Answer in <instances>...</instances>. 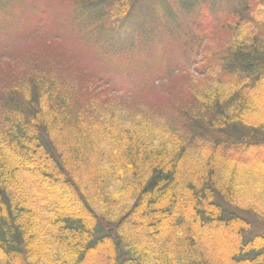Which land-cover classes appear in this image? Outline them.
Here are the masks:
<instances>
[{
  "label": "trees",
  "instance_id": "obj_1",
  "mask_svg": "<svg viewBox=\"0 0 264 264\" xmlns=\"http://www.w3.org/2000/svg\"><path fill=\"white\" fill-rule=\"evenodd\" d=\"M135 3L72 1L85 29L74 39L98 66L65 48L24 65L43 54L41 25L24 32L37 35L35 54L0 51L3 264H54L37 243L59 264H264L260 219L235 208L236 178L257 177L250 152L264 149V24L245 19V0L231 19L199 24L184 64L166 72L178 99L141 101L131 96L166 78L117 86L108 69H130L136 44L111 37L140 29Z\"/></svg>",
  "mask_w": 264,
  "mask_h": 264
},
{
  "label": "rangeland",
  "instance_id": "obj_2",
  "mask_svg": "<svg viewBox=\"0 0 264 264\" xmlns=\"http://www.w3.org/2000/svg\"><path fill=\"white\" fill-rule=\"evenodd\" d=\"M73 1V0H72ZM71 0H0V51L12 52L14 56L20 53L29 52L35 54L38 49L35 36L29 39L24 38L25 33H33L36 26L41 25L40 33L44 36L45 46L43 54L40 56H26L21 60L24 65L28 62L40 61L45 59L44 54L49 51H58L66 49L71 53L83 52L89 61H83L84 64L99 65L96 60L97 52L82 47V44L75 40L74 37L78 32H84V25L80 19L74 18V8ZM244 0H136L132 11H134L135 19L138 14L145 16L140 24V29L133 28V24L126 25L113 34L111 41L117 39L120 42H126L129 46H124L127 50L131 45H135L131 56L132 59L128 66L130 69L122 74L123 68L112 65L108 68L109 75L113 78L112 82L117 86H123L126 82L137 83L141 88L144 84L161 78L165 79V85H160L155 92H145L143 95L131 96L144 101L145 97L151 100H163L169 97H176L180 88L178 87V79L176 77L168 79L166 72L172 70L174 64H184L186 54L192 50L190 37H193L197 30L202 32L198 27L199 24L204 29L207 24L210 27L218 24L220 21L229 17L232 18L233 12L241 8ZM252 4L253 10L250 14H245V19L251 22V18L264 24V0H245ZM107 1H103L106 3ZM150 9L148 11H144ZM232 23L236 21L229 20ZM224 23V22H222ZM261 24L260 26L263 27ZM259 26V27H260ZM241 28V26L239 27ZM264 28V27H263ZM142 30V32H140ZM2 31V33H1ZM264 31V30H263ZM205 33V32H204ZM203 33V34H204ZM114 38V39H113ZM109 40V38H107ZM93 41L88 39L85 44H91ZM106 44H108L106 42ZM138 46V47H137ZM12 50V51H11ZM128 52V51H127ZM126 51H124V54ZM130 53V52H128ZM43 55V58H41ZM48 55V54H45ZM93 56V57H92ZM52 56L48 57L51 60ZM62 60V58H60ZM36 61V62H37ZM7 64V61H6ZM38 64H49L41 62ZM62 69V68H61ZM121 71H119V70ZM64 70V69H62ZM124 72V71H123ZM12 73L11 70L8 71ZM6 81V79H5ZM133 81V82H131ZM148 81V82H147ZM8 83V82H7ZM7 83H2L5 86ZM178 88H174V86ZM183 94V93H182ZM100 94L95 92V96L101 98ZM263 95V94H262ZM185 95H182V98ZM132 103V107L136 106ZM144 105V103H143ZM142 105V106H143ZM255 155L252 159V165L255 166V175L257 177L245 178V175L236 178L238 184V204L235 207L240 212L251 217L257 216L260 219L257 226L264 228V149H255L250 152ZM246 169V168H245ZM107 173V172H105ZM249 181V182H247ZM247 182V183H245ZM241 186L248 187L245 192H241ZM120 189V184L112 182L110 192ZM245 189V188H244ZM118 191V190H117ZM119 196L122 203L125 198L122 194L115 193ZM112 220H115L116 210L109 211ZM37 249L42 253H46L53 260L54 264H59L58 259L45 248L37 243ZM57 261V262H55ZM0 264H3L0 261ZM42 264L43 263L42 261Z\"/></svg>",
  "mask_w": 264,
  "mask_h": 264
}]
</instances>
